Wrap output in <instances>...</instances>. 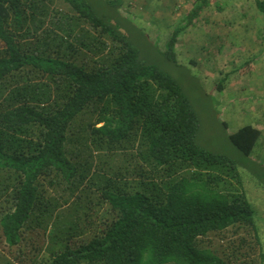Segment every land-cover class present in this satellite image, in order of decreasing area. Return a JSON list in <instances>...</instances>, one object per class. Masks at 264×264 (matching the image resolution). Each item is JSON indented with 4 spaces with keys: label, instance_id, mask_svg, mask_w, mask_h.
I'll list each match as a JSON object with an SVG mask.
<instances>
[{
    "label": "trees",
    "instance_id": "1",
    "mask_svg": "<svg viewBox=\"0 0 264 264\" xmlns=\"http://www.w3.org/2000/svg\"><path fill=\"white\" fill-rule=\"evenodd\" d=\"M62 1L0 0V264L264 261L243 251L261 241L238 168L262 178L263 132L227 134L238 158L204 147L187 83L201 87L177 57L215 1L196 0L165 51L121 2Z\"/></svg>",
    "mask_w": 264,
    "mask_h": 264
},
{
    "label": "rangeland",
    "instance_id": "2",
    "mask_svg": "<svg viewBox=\"0 0 264 264\" xmlns=\"http://www.w3.org/2000/svg\"><path fill=\"white\" fill-rule=\"evenodd\" d=\"M88 1L100 14L113 11L105 3L108 0ZM115 1L121 2L120 13L165 51L173 27L196 0ZM214 1L193 26L181 33L177 44L178 61L191 70L201 87H196L193 81L187 83L202 121L200 142L209 150L238 158L240 152L232 146L227 134L253 124L262 130L263 136L251 158L264 165V35L260 34L264 15L257 11V0ZM58 8L67 9V5L59 0ZM136 34L133 33L138 39ZM149 43L146 41L143 46L149 47ZM251 58L255 59L254 71L241 75L239 67ZM223 79L224 87L220 91L217 86ZM221 121L228 123L227 130ZM238 168L244 192L255 212L261 241L260 244L250 240V250L243 248V251L258 262L260 254H264V175L259 178L253 170Z\"/></svg>",
    "mask_w": 264,
    "mask_h": 264
},
{
    "label": "crops",
    "instance_id": "3",
    "mask_svg": "<svg viewBox=\"0 0 264 264\" xmlns=\"http://www.w3.org/2000/svg\"><path fill=\"white\" fill-rule=\"evenodd\" d=\"M263 136V135H262Z\"/></svg>",
    "mask_w": 264,
    "mask_h": 264
}]
</instances>
